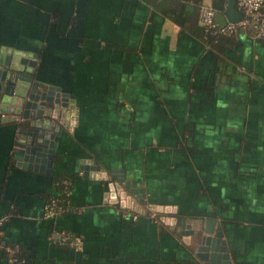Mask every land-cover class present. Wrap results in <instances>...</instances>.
<instances>
[{
    "label": "crops",
    "instance_id": "crops-1",
    "mask_svg": "<svg viewBox=\"0 0 264 264\" xmlns=\"http://www.w3.org/2000/svg\"><path fill=\"white\" fill-rule=\"evenodd\" d=\"M203 3L0 0V61L22 51L75 114L35 162L16 156L19 126L2 113L0 264H210L183 239L208 217L233 264H264V39L244 28L207 41ZM61 174L74 181L46 217ZM14 245L24 260L10 263Z\"/></svg>",
    "mask_w": 264,
    "mask_h": 264
},
{
    "label": "water",
    "instance_id": "water-1",
    "mask_svg": "<svg viewBox=\"0 0 264 264\" xmlns=\"http://www.w3.org/2000/svg\"><path fill=\"white\" fill-rule=\"evenodd\" d=\"M225 12L228 21L231 22L241 17L235 8V0H227ZM13 54L10 58L6 56V61H0L4 68L0 70V118L2 113L11 111L9 113L13 116L8 118L16 121L19 126L16 156L21 155L31 161L34 159L35 162L39 161V158L50 162L56 133L60 131L61 126L69 124L70 119L75 118L72 111L74 105H67L65 102L67 95L60 93L58 87L45 86L35 79V62L23 58L25 54L22 51L14 50ZM5 67L8 69L5 70ZM67 106L70 110H66ZM120 181L129 187L128 181L124 178H120ZM113 184L114 182L111 187ZM131 190L139 199L143 197L142 192L138 194L137 189ZM120 205L132 210L139 209L138 203L130 205L127 202ZM152 209L160 211L157 206ZM197 223L198 226L193 225L191 230L184 231L187 234V237L183 238L185 243L193 244L197 256L204 261L209 260L210 264H233L226 241L223 239L221 226L216 227L215 219L208 217L197 220ZM176 230L179 231L180 226L177 225Z\"/></svg>",
    "mask_w": 264,
    "mask_h": 264
},
{
    "label": "built area",
    "instance_id": "built-area-1",
    "mask_svg": "<svg viewBox=\"0 0 264 264\" xmlns=\"http://www.w3.org/2000/svg\"><path fill=\"white\" fill-rule=\"evenodd\" d=\"M236 8L240 12L241 17L236 21H226L225 23L217 22L216 9L210 3H203L199 9V21L204 29V36L210 37L213 41L217 40L221 35H230L237 29L252 28L258 38L264 39V0H235ZM66 186L65 197L69 194L67 187L72 184L68 179L63 180ZM63 200L57 197H51L44 209L46 217H55L63 211ZM125 214V213H124ZM126 215V214H125ZM8 216L0 217V250L3 248L2 243V226ZM132 219H136V215H132ZM58 243L61 246L78 250L81 247V238L67 230L58 232ZM8 254V261L16 263L19 260L16 255L19 252L17 245L5 248Z\"/></svg>",
    "mask_w": 264,
    "mask_h": 264
},
{
    "label": "trees",
    "instance_id": "trees-1",
    "mask_svg": "<svg viewBox=\"0 0 264 264\" xmlns=\"http://www.w3.org/2000/svg\"><path fill=\"white\" fill-rule=\"evenodd\" d=\"M226 3H227V0H213L212 5L216 9V11H221V10H224L225 9ZM202 29H203V27H202ZM202 33H203V37L205 38V36H204V29L202 30ZM205 39L207 41H210L211 40L210 37H206ZM65 179H71V181L72 180L74 181V178L71 175H68V174H61V175L57 176L55 181L58 182V187L60 188V190H61V187L62 186L59 183H60V181L62 182ZM55 196L58 197L61 200L64 198V194H60L58 196L55 195ZM16 258L18 260H24V258H22V255H19V253L16 255Z\"/></svg>",
    "mask_w": 264,
    "mask_h": 264
}]
</instances>
